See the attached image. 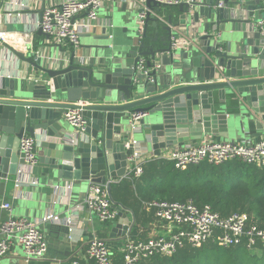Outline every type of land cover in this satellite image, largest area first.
Masks as SVG:
<instances>
[{"label":"water","instance_id":"1","mask_svg":"<svg viewBox=\"0 0 264 264\" xmlns=\"http://www.w3.org/2000/svg\"><path fill=\"white\" fill-rule=\"evenodd\" d=\"M143 4L148 14L142 35L136 29L115 51L108 44L113 32L107 19L81 31L80 37L88 34L96 44L83 47V53L72 49L48 66L35 53L25 57L4 45L43 77L27 86L0 78V179H15L23 136L43 132L45 138L36 146L38 175L50 181L101 184L112 201L111 180L127 167L122 137L130 132V113L155 115L148 127L154 156L203 135L227 139L226 116L221 113L225 102L264 114V36L257 28L264 19V0H188L178 4L177 17L164 16V5L156 0ZM153 9L157 14L152 17ZM43 10L37 12L40 18ZM37 34L48 37L40 28ZM177 35L190 38L185 49H170ZM152 43L158 46L150 47ZM141 58L147 68L153 61L160 64L150 75L152 84L135 69ZM80 101L87 139L62 132L63 113ZM112 203L118 212L113 231L122 238L133 223L123 206Z\"/></svg>","mask_w":264,"mask_h":264},{"label":"built area","instance_id":"2","mask_svg":"<svg viewBox=\"0 0 264 264\" xmlns=\"http://www.w3.org/2000/svg\"><path fill=\"white\" fill-rule=\"evenodd\" d=\"M164 6L178 5L175 0H156ZM138 7V27L140 35L143 33L147 10L144 0L134 1ZM104 0H64L63 2L44 8L37 27L48 35L53 45H67L76 49L79 45L81 31H90L95 26L103 23L100 19V10L103 9ZM257 28L264 36V19L260 20ZM8 35L0 32V43L6 42ZM189 42L175 36L171 38L170 49H185ZM149 83L154 82L151 73L160 70L157 61L152 62L151 68L146 67V59L141 58L135 66ZM137 78H135V81ZM37 80L34 81L36 83ZM77 108L67 109L62 118L71 127L74 138L79 136L87 139L86 122L82 115L83 102L76 104ZM147 116V113L135 112L128 116L127 124L132 133L139 130V121ZM37 139L27 135L19 142L21 167L18 170L16 187L21 183V178L27 175L30 185H36L31 178L37 169ZM123 145L127 152V173L125 178L137 179L143 174L144 166L155 159H161L172 163L177 170H185L193 165L207 163L209 165H222L233 160H239L245 165L264 168V139L257 142L216 141L212 138H204L197 143L174 144L167 148L165 153L159 156L145 158L141 145L133 139L124 140ZM90 183V182H89ZM84 205L87 211L101 223H113L117 221L118 212L114 209L105 186L90 183L84 197ZM154 210V217L164 225L163 233L155 237H148L146 241L132 238L131 231H126L121 238L122 243L118 254L123 264H140L145 260L157 256L171 258L179 249L200 247L208 242H215L223 248L243 245L247 251H257L259 247L264 249V230L255 225H249V218L244 214L234 213L228 217H221L212 211L210 206H198L189 201L169 202L156 200L148 204ZM1 208L7 212L6 219L0 225V258L6 257L11 250L18 246L25 258L44 260L49 253V242L42 234L39 223L29 219L14 218L11 204L5 202ZM80 210V207L77 208ZM60 223L57 216L47 213L40 221ZM65 225L70 227L74 224L73 218L63 219ZM63 223V224H64ZM83 258L94 264H115V258L106 240L92 237L89 240ZM72 264H79L73 262Z\"/></svg>","mask_w":264,"mask_h":264},{"label":"crops","instance_id":"3","mask_svg":"<svg viewBox=\"0 0 264 264\" xmlns=\"http://www.w3.org/2000/svg\"><path fill=\"white\" fill-rule=\"evenodd\" d=\"M64 0H0V32H5L8 37L6 42L0 43V78L3 76L18 83L28 85L37 80L38 84L42 75L32 68L27 62L20 61L14 53H12L4 45L25 53V57L30 53H35L37 57H41L42 61L49 65V63L57 62L59 59H65L66 53L71 51L67 45L55 46L52 44L49 37L37 34L39 28L37 22L40 16L37 15L38 10L49 6H55ZM135 0H104L103 9L100 10L101 23L105 20H110L112 25L113 39L108 42L114 48V51L119 48L124 40L133 37L138 27V7ZM179 3H186L188 0H175ZM176 4L169 6H161L160 12L165 15L172 14L173 17L178 16ZM151 15L156 16L153 9ZM97 35L100 31L97 30ZM155 33L154 29H148L149 36ZM183 41H188L190 38L186 36H175ZM98 41H93L92 36L83 34L79 38V46L76 52L83 53V47L96 44ZM149 45V43H147ZM82 46V47H81ZM157 43H152L150 47H157ZM222 111L226 116L227 139H222L217 136L203 135L199 140H192L197 143L204 138H212L216 141H235V142H257L264 139V114H259L245 107L242 104L234 101L225 102L222 105ZM155 115H148L143 119L144 125L141 129L132 133L131 130L128 135H123L122 140L138 141L145 145H141L145 158L155 157L151 145L148 143L149 139V124L154 120ZM62 124L68 134L71 133V127L62 119ZM130 129V128H128ZM45 138L43 132L36 134L37 142L40 143ZM185 142V143H192ZM167 149L161 150L160 153H165ZM152 162V161H150ZM148 162V163H150ZM147 163V164H148ZM21 162L19 163V168ZM38 169V168H37ZM37 169L33 172L31 178L36 185L29 184V178L24 175L21 178L20 186L16 187V179L12 181L8 178L0 179V225L7 217L1 205L5 202L12 206V216L14 218L29 219L37 222L40 225L42 234L49 242V253L44 260L27 259L22 253V250L15 246L6 257L0 258V264H72L83 261L90 263L83 258L84 251L87 244L92 237L102 238L107 241L112 254L115 259L120 256L118 254L122 243L121 237H117V233L113 231L114 226L118 220L113 223H101L91 215L85 205L84 197L86 195L89 181H50L45 176H40ZM264 169V168H262ZM125 171L121 172L118 178L112 179V186L110 194L112 195V188L118 187L122 181L127 180ZM123 173V174H122ZM120 198V195L117 194ZM114 201V200H113ZM115 202V201H114ZM120 201H116L118 203ZM121 203V202H120ZM151 203V202H150ZM145 203L138 209V217H135L131 207H125L127 210V218L130 224L133 223L131 236L135 239H142L146 241L148 237H155L157 234L163 233L164 225L157 221L154 217V210ZM80 207V210L77 208ZM144 215L142 216V213ZM52 213L61 221L60 223L46 222L42 224L40 221L47 215ZM234 214V213H233ZM239 214V213H238ZM245 215V214H244ZM231 216V215H230ZM73 218L74 224L67 227L63 221L64 218ZM64 223V224H63ZM250 225V224H249ZM112 234L113 238L109 235ZM121 258V256L119 257ZM122 262V261H121ZM123 264V263H122Z\"/></svg>","mask_w":264,"mask_h":264},{"label":"trees","instance_id":"4","mask_svg":"<svg viewBox=\"0 0 264 264\" xmlns=\"http://www.w3.org/2000/svg\"><path fill=\"white\" fill-rule=\"evenodd\" d=\"M110 196L112 201L121 202L117 204L131 207L135 217L145 203L191 201L198 206H210L221 217L245 214L250 225L264 230V169L247 166L239 160L177 170L172 163L155 159L144 166L139 178L124 180L120 186L113 187ZM119 257L115 264H122ZM89 262L80 264H94ZM140 264H264V249L259 247L249 252L243 245L223 248L208 242L195 249H179L171 258L157 256Z\"/></svg>","mask_w":264,"mask_h":264}]
</instances>
